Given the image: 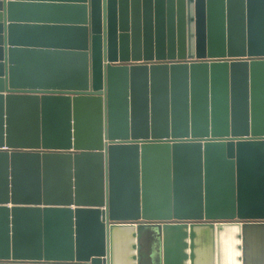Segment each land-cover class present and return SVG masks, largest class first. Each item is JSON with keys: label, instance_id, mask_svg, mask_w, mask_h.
I'll list each match as a JSON object with an SVG mask.
<instances>
[{"label": "water", "instance_id": "water-1", "mask_svg": "<svg viewBox=\"0 0 264 264\" xmlns=\"http://www.w3.org/2000/svg\"><path fill=\"white\" fill-rule=\"evenodd\" d=\"M256 224L264 0H0V264H245Z\"/></svg>", "mask_w": 264, "mask_h": 264}, {"label": "rangeland", "instance_id": "rangeland-1", "mask_svg": "<svg viewBox=\"0 0 264 264\" xmlns=\"http://www.w3.org/2000/svg\"><path fill=\"white\" fill-rule=\"evenodd\" d=\"M262 225H252V233L256 236L251 235V230L246 231V261L245 264H264V234Z\"/></svg>", "mask_w": 264, "mask_h": 264}]
</instances>
